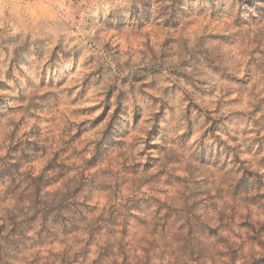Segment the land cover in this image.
Returning a JSON list of instances; mask_svg holds the SVG:
<instances>
[{"label":"clouds","instance_id":"9594fccd","mask_svg":"<svg viewBox=\"0 0 264 264\" xmlns=\"http://www.w3.org/2000/svg\"><path fill=\"white\" fill-rule=\"evenodd\" d=\"M0 264H264V0H0Z\"/></svg>","mask_w":264,"mask_h":264}]
</instances>
